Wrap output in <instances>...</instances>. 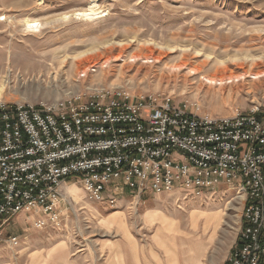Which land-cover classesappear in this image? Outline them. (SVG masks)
<instances>
[{
  "label": "rangeland",
  "instance_id": "rangeland-1",
  "mask_svg": "<svg viewBox=\"0 0 264 264\" xmlns=\"http://www.w3.org/2000/svg\"><path fill=\"white\" fill-rule=\"evenodd\" d=\"M93 1L102 13L82 15ZM31 20L40 22L36 30L27 29ZM133 55L139 59L132 62ZM3 84L4 102H53L120 87L215 117L264 110V0H0ZM188 193L126 190L111 207L71 181L60 222L38 228L23 212L9 221L4 238L15 235L18 243L0 242V264H187L190 237L183 234H194L191 214L207 209L220 216L206 232L198 229L207 243L201 264H227L239 242L244 194L224 181L201 196ZM155 212L183 220L164 235L169 253L158 239L164 226L149 218Z\"/></svg>",
  "mask_w": 264,
  "mask_h": 264
},
{
  "label": "built area",
  "instance_id": "built-area-1",
  "mask_svg": "<svg viewBox=\"0 0 264 264\" xmlns=\"http://www.w3.org/2000/svg\"><path fill=\"white\" fill-rule=\"evenodd\" d=\"M94 89L53 102L0 101V242L18 243L4 228L22 212L38 228L60 222L71 181L111 207L126 190L201 196L224 181L245 203L227 264H264V110L215 117L170 97Z\"/></svg>",
  "mask_w": 264,
  "mask_h": 264
},
{
  "label": "bare ground",
  "instance_id": "bare-ground-1",
  "mask_svg": "<svg viewBox=\"0 0 264 264\" xmlns=\"http://www.w3.org/2000/svg\"><path fill=\"white\" fill-rule=\"evenodd\" d=\"M102 11L103 10L98 6L97 2L93 1L89 6V10L87 12H83L82 15L87 16V17H95L97 15H100L102 13ZM39 25H40V22L38 20H31L30 24L27 26V29L30 31L36 30ZM89 53L90 52H87L86 54H89ZM151 58H152L151 56L146 57L144 63H147V62L151 63L152 62ZM138 59H139V57L137 55H133L131 57L132 62L136 61ZM109 63H110L109 60H105L101 63V67L106 68L109 66ZM181 67H182V64L174 65L175 70L181 69ZM81 76H86V74L84 73ZM207 81L213 83L215 80L207 78ZM218 82H222V80H220ZM4 84L0 87V101L3 100L1 95H2L4 88H5ZM229 204H227V207L230 206ZM196 211L193 214H191V216H190L191 217L190 218V223H191L190 226H191L192 231H194V234H192V235L190 234V236L188 234H183V235L187 236L188 238L190 237V239H188V243H187V246H188L187 253H189V255H191L192 257L194 256L197 259L196 264H201L202 263L201 256H202L204 250H206V247H207L206 244L207 243L204 242V240L202 238L203 234L201 235L200 231H198V229H201L203 232H206L208 230V227L211 225V223H213L215 219L218 220L220 213L219 212L217 213V212H214L213 210H208V209L207 210H198L197 212ZM116 216H118V213L113 217H116ZM108 218H110V217H108ZM149 218L152 221H157V224L159 223V224H162L164 226L163 229L158 228V239L160 241V245L165 248L167 253H169L168 252L169 251L168 245H167L166 238L164 235L167 232L175 231L176 228L178 229V226L183 224V220L177 219L175 217L172 219L171 216H168L167 214H165L163 212L151 213L149 215ZM120 219H122V218L120 217ZM201 220H203V223H201ZM119 224L123 225V227L126 228L125 230L129 231L128 225L126 224V220H125V222L120 220ZM201 225H203V227ZM208 238H209L208 239L209 241L212 240L214 238V232H212L208 236ZM211 243H213V242H211ZM205 256H206V254H205ZM192 257H189L187 259V264H191ZM176 262H177V260L174 259L173 262L169 260L168 263L167 262H161L159 264H176ZM177 264H178V262H177Z\"/></svg>",
  "mask_w": 264,
  "mask_h": 264
},
{
  "label": "crops",
  "instance_id": "crops-1",
  "mask_svg": "<svg viewBox=\"0 0 264 264\" xmlns=\"http://www.w3.org/2000/svg\"><path fill=\"white\" fill-rule=\"evenodd\" d=\"M123 252H124V250H123ZM189 257H192V256L190 255V256H188V258H189ZM196 261H197V259L193 256V257H192V260H191V264H193V263L196 264V263H197ZM176 264H177V262H176ZM178 264H180L179 259H178Z\"/></svg>",
  "mask_w": 264,
  "mask_h": 264
}]
</instances>
